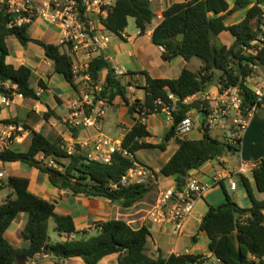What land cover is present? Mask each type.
<instances>
[{"label":"trees","instance_id":"trees-1","mask_svg":"<svg viewBox=\"0 0 264 264\" xmlns=\"http://www.w3.org/2000/svg\"><path fill=\"white\" fill-rule=\"evenodd\" d=\"M260 5H264V0H234L233 7L228 0H189L167 8L163 12L162 22L152 35L154 44L165 49L163 60L171 62L182 57L189 62L196 58L202 66L197 71L186 67L178 79L152 78L146 74V96L143 100L131 102L130 84L123 83L124 76L116 72L104 55H98L91 62L89 71L93 79L100 80L102 73L107 71L103 96H109L110 104L121 98L128 107L129 115L136 120L122 141L123 151L133 155V158L117 151L112 155L110 163L96 161L83 153L80 145L75 146V151L70 153L65 142L51 139L43 132L21 123L19 119H0L1 125L22 126L32 136V143L25 151L10 146L0 147V163H23L45 173L55 188L92 199L102 198L131 208L148 197L155 186L150 183L121 184L134 161L141 162L137 158L139 151L159 149L165 152L172 141L177 142V151L162 166L159 175L164 179L174 178L181 184L191 171L200 170L209 162L220 161L231 151L241 153V147L230 148L214 138L208 130L200 139L179 138L177 127L190 110L200 105L186 103L185 100L206 92L221 72L224 75L216 85H240L244 89L245 107L256 103L244 87L246 71L242 67L245 60L264 64V52L256 58H247L243 54L244 47L257 38L262 28ZM104 10L108 16L102 24L106 31L117 36L128 29L130 18L136 20L141 34L149 30L154 20L151 0H117L114 5L104 7ZM242 11H247L245 18L229 25V18ZM10 23V15L0 9V95L12 99L18 93L28 100H41V95L31 85L34 71L27 65L16 67L8 62L9 38H16L25 47L32 44L41 47L45 57L55 65V72L77 90L72 58L61 52V46L32 38V26L29 23L21 27H9ZM224 32H230L234 37L231 47L219 43L218 36ZM180 35H183L182 41H178ZM235 59L240 61L242 72L239 74H235L231 66ZM39 87L45 90L47 84L40 80ZM171 94L177 100L176 111L173 113L174 124L160 143L148 142L152 134L148 125L138 121L137 109L140 108V113H144L147 118L162 113L165 104L169 106L175 103L170 99ZM160 101L162 104H158ZM259 105L264 107L263 102ZM52 117L63 120L59 113L48 106L46 118L49 120ZM73 130L74 137L78 138L79 130ZM46 160L52 164L49 165ZM256 164L252 179L256 190L264 195V160ZM240 180L251 200L250 207H241L221 183L225 201L219 205H210L199 223L198 234L193 237V241L198 242L199 234L206 233L210 241L209 252L221 264H264V199H258L248 177L244 176ZM7 187L12 191L0 204V264H26L39 256L65 261L81 259L84 264H100L110 256H117L118 264H204L209 260L204 254L165 256L161 250L158 254H152L148 247L150 229L147 226L134 227L124 219L95 222V232L90 235L87 230H78L73 215L57 212L55 203L31 192L29 178L9 176L6 184L0 182V191ZM23 213H27L28 218L21 232V240L29 243L27 247H19L7 237L13 223ZM51 223L61 240L52 241Z\"/></svg>","mask_w":264,"mask_h":264},{"label":"built area","instance_id":"built-area-1","mask_svg":"<svg viewBox=\"0 0 264 264\" xmlns=\"http://www.w3.org/2000/svg\"><path fill=\"white\" fill-rule=\"evenodd\" d=\"M109 6L111 5L105 0H0V9L11 17L9 27H21L26 23L33 26L38 22H45L59 32L61 52L72 58L74 80L78 87L75 96L68 102L69 112L64 117L65 123L72 129L88 130L97 127L105 119L110 106L109 96L102 94L104 81L93 79L89 71L91 62L98 55H104L110 43V38L103 32L106 30L102 24L103 19L108 16L104 7ZM260 7L262 28L257 38L250 42L249 46L244 47L243 54L247 58H256L264 52V5ZM231 66L235 74L242 72L239 60L232 61ZM242 68L246 71L244 87L251 93L256 103L245 107L244 89L240 85L213 84L206 92L185 100L186 103L200 105L199 108L190 110L177 127L179 138L189 137L195 131L204 134L208 130L214 138L223 141L230 148L241 147L242 138L249 128L251 119L260 108L259 103H264V64L245 60ZM116 72L123 75L120 71ZM23 96L16 93L11 99L0 95V104L8 107L14 99H22ZM170 99L175 103L169 106L165 104L163 113L167 114L173 125L177 100L172 94ZM158 104H162V101ZM136 117L143 125H147L149 118L140 113V108L137 109ZM85 145L92 146L88 156L103 163H110L112 155L117 151L133 158V155L123 151L122 142L104 135L88 139ZM67 150L73 153L75 148L67 147ZM238 154L237 151H231L228 155ZM256 165L238 161L224 165L221 171L210 177V181H205L201 173L197 172L196 175L187 176L183 184L175 182L164 188L160 186L164 178L159 175L160 171L134 161L133 167L123 177L121 184L127 186L150 183L159 186L158 198L149 210L151 222L165 228L170 236L179 238L184 233V224L192 215L197 200H200L206 191L227 180L231 189L236 191L237 184L233 179L253 177ZM3 176L0 173V178ZM115 187L117 188V185ZM173 252H178L177 255L190 254L188 249ZM204 264L221 263L214 258L213 261L206 260Z\"/></svg>","mask_w":264,"mask_h":264},{"label":"crops","instance_id":"crops-1","mask_svg":"<svg viewBox=\"0 0 264 264\" xmlns=\"http://www.w3.org/2000/svg\"><path fill=\"white\" fill-rule=\"evenodd\" d=\"M189 0H151L152 2V11L154 14V17H157L158 22H155V18L153 20L152 26L149 28L148 31H146L144 34L140 33V29L134 33L130 34L127 32V30L123 31L121 33V36L114 35L108 31H103L105 35H107L110 38V43L108 44L107 49L103 53L104 56L111 62L113 67L116 69V71H120L123 73V83L124 84H130V80L133 79L138 82V84L141 85L142 89H140V93H134V89L131 87L129 90V97L133 101L140 99L143 100L146 96L145 93V86H146V74L151 76L152 78H169V79H178L182 73V71L188 67L191 61L187 62L184 60L182 57H177L173 61H164L162 58L164 50L160 46H157L154 44L152 40V35L153 31L155 28L162 22L163 20V12L169 8L172 4L175 3H181ZM229 1V0H228ZM231 6L233 7L234 5V0L229 1ZM108 4V3H107ZM114 5V4H113ZM247 11H242L238 12L232 17L229 18L228 24L233 25L236 23H239L242 21V19L245 18V14ZM47 24L48 27H52V25ZM34 25L31 27L33 28ZM54 32H57L55 28H53ZM32 38L35 39H41L44 40L48 43H52L50 40H45L43 38H37L32 36ZM59 39V38H58ZM219 43L231 47L232 44L234 43V37L230 32H224L223 34H220L218 36ZM9 41V40H8ZM7 41V43H8ZM21 44V43H20ZM53 44V43H52ZM60 41L58 44L59 45ZM9 46V43H8ZM17 45L15 48V52H11L10 46H9V51H10V56L8 58V62L12 63L16 67H20L21 65H27V67H30L34 73H33V78L35 75L38 73L42 74L48 70V73L46 78L43 77L42 75H37V89L34 88L35 90L38 91L41 95V100L38 101L39 103V109H47L51 108L52 110H55L59 114H68L69 108H68V102L69 98L74 97L76 94V89L74 86H72L62 75V77L65 79L64 86L62 88H54V83L52 82V77L53 74H57L55 72V65L48 60L43 52V49L39 46L36 45H30L29 47L27 46ZM35 54V56H39L42 58V61H33L32 55ZM54 66L49 68V66ZM202 66V63H199V68L200 69ZM50 71L53 73L51 75ZM107 76V75H106ZM105 77H101V80L104 81ZM43 80L47 84V89L43 90L42 88L39 87V81ZM52 90H55L56 93L53 95V101H54V106L51 107L49 103L42 99L44 96L48 94H52ZM24 98L20 99L23 100ZM32 101V100H29ZM30 106H32L31 102H29ZM0 107H4L2 104H0ZM43 107V108H42ZM39 110V111H40ZM163 113V112H162ZM158 114V113H157ZM164 116L161 117H154L156 116L153 115L149 117L147 127L150 133L152 134V138L148 139V142L158 144L155 142V136L158 134L159 130H164V134L168 132L170 127H172L171 122L169 121L167 114L163 113ZM1 119V118H0ZM136 123V120L131 117L128 113V107L124 104L123 100L121 98H117L112 104H110L108 110H107V115L105 119L102 121L101 124H99L95 128H91L88 130H83L84 135L88 136V139L92 137H96L98 135H104L108 138H111L113 140H118L119 142L123 141V138L125 134L131 129V127ZM124 127V128H123ZM82 134V135H83ZM264 107L258 108L255 114L253 115L249 128L245 132L243 138H242V143H241V153L238 155H235L233 157H236L238 161H244L246 163H257L259 160H264ZM161 135V134H160ZM83 137L84 142L83 146H86L85 144L87 143L88 139L86 137ZM190 138V135H189ZM202 138V137H201ZM191 140H195L190 138ZM200 139V138H199ZM174 142L172 141L171 145ZM170 146L168 148V151L170 149ZM175 146V145H174ZM89 150L91 149L92 146H87ZM178 146L176 147L175 151L171 153V155L168 158H164L160 155L157 154L156 159L153 157V161H141V163L146 164L151 166L152 168L160 171L162 166L166 164L170 158L174 155V153L177 151ZM159 150V149H158ZM165 151V152H168ZM161 152V151H160ZM162 152V153H165ZM140 151L137 153L139 154ZM228 156H225L220 159V161H215V164L212 162L207 163L204 167L200 169L202 178L205 181H210V177L216 174L217 172L222 170V167L224 166L223 163L229 162ZM154 163V164H153ZM157 167V168H155ZM39 171V170H38ZM14 176V175H12ZM26 178V177H25ZM253 177H249V179L252 182L253 185ZM48 181L50 182L49 178ZM169 184H166V183ZM176 180L174 178L171 179H162L160 182V186L162 187H169L172 184H174ZM224 185V182H223ZM53 188H55L53 185H51ZM254 186V185H253ZM158 191H159V186H157ZM218 187H220L222 190V186H216L214 188H210L204 196L200 199L197 200L195 204V209L190 216L189 220L187 223L184 224V231L185 233L179 237V238H170L168 241V244L165 245L166 248H161V246L156 244L155 240L152 239L153 242H151L152 247L154 249H157L158 251H150L152 254H158L161 250L162 253L165 256H169L171 254H177L178 252H173V250L176 248L178 250H184L188 249L190 251V254H204L206 255L210 261L214 260V257L211 255L209 252V237L206 233H200L198 236V242L193 241V237H195L198 234V227L199 223H201L203 217L206 215L208 212L210 205H218L220 201H222V192L218 190ZM55 190L63 191H69V190H60L58 188H55ZM157 192H152L149 194L147 198H149L147 203L145 202L146 199H144L142 202L137 203L131 208H127L126 216H124V220L128 222L130 225L134 227H141V226H147L150 229V232L152 233L153 229L157 226L153 224L151 221V218L149 216V210L151 206L155 203L156 198L153 199L155 196L154 194ZM224 193V191H223ZM36 194V193H35ZM159 194V193H158ZM157 194V198H158ZM38 195V194H36ZM225 195V194H224ZM263 195V194H261ZM40 196V195H39ZM42 197V196H41ZM45 198V197H43ZM235 199V198H234ZM237 199V198H236ZM235 201L239 204V200L237 199ZM264 199V195L263 198ZM45 200H47L45 198ZM50 201V200H48ZM54 203V202H53ZM147 205L148 207H142V208H137L138 206H143ZM250 205L247 207L249 208ZM58 210V208H57ZM58 212V211H57ZM61 214H68V215H73L71 212H59ZM74 216V215H73ZM126 218V219H125ZM76 224L78 223V220L75 218ZM192 225H195V232H189L188 228L191 227ZM13 226V225H12ZM25 224L23 225V227ZM78 227V225H77ZM12 229V227H11ZM11 229L8 231V233L11 231ZM23 229V228H22ZM21 229V232H22ZM78 230L80 228L78 227ZM157 230H159L163 236L169 237L168 233L165 231V228H162L160 226H157ZM7 233V237H8ZM152 236V234H151ZM206 238H208L206 240ZM9 239V237H8ZM185 239H187V242L193 245V247L187 248L183 245L185 244ZM10 240V239H9ZM11 241V240H10ZM18 241L20 243H24L21 240V235L20 238H18ZM204 241V243H203ZM13 243V242H12ZM21 245V244H20ZM183 245V246H182ZM46 259L49 258L48 256H39L36 259L30 261L29 263L32 264H37L40 259ZM116 260V264H118V257L117 256H110L103 261H101L100 264H105L107 261L111 259ZM47 262L40 263V264H54L50 260H46ZM62 262L66 263L65 260L59 261L61 264ZM83 262V261H82ZM27 263V264H29Z\"/></svg>","mask_w":264,"mask_h":264},{"label":"rangeland","instance_id":"rangeland-1","mask_svg":"<svg viewBox=\"0 0 264 264\" xmlns=\"http://www.w3.org/2000/svg\"><path fill=\"white\" fill-rule=\"evenodd\" d=\"M116 1L117 0H105V2L110 5L115 4ZM154 18H155V22H158L157 17L155 16ZM137 30L138 28H137L136 20L134 18H130L127 32L130 34H134ZM30 34L37 38L40 37L45 40H50L52 41L53 44H58L59 42V39H58L59 32L58 31L54 32L52 27H48L47 24L45 25V22H38L36 25H34V27L31 28L30 30ZM8 40H9L8 43L10 46V50L13 53L15 52L16 46L21 45V44L16 38H9ZM32 59L33 61H38V62L42 61V58L39 57L38 55L35 56V54L32 55ZM200 62L201 61L199 59L193 58V61H191V63L189 64V68L193 69L194 71L199 70L197 68H199ZM51 67H54V66L50 65L49 68ZM46 73H48V70L44 72L43 75L41 73L40 74L38 73L37 75H42L43 77L46 78L47 76ZM50 73L51 75L53 74L51 71ZM37 75H35L31 81L32 87L36 89H37V79H38ZM106 75H107V71H104L101 77H105ZM52 82L54 83L53 84L54 88H62V86H64V83L66 81L61 75L53 74ZM131 87L135 90L134 93L136 94L140 93L139 91L140 89H142L141 85L138 84V82L133 79L130 80V85L128 87L129 90ZM52 91L53 92L51 95L48 94L42 98L46 100L51 107L54 106L53 95L54 93H56L55 90H52ZM71 98H69V100ZM137 100H140V99H137ZM135 101L131 100V102H135ZM29 102H31L32 106L29 105L30 104ZM37 102L38 101H34V100L29 101L26 98H24L23 100H20V98L14 99V102L10 106L8 107L4 106L3 108L0 107L1 121L19 119L21 123L29 126L30 128L36 131L43 132L49 138L65 142L67 147L75 148V146L80 145V148L83 153H86L87 155L90 154L91 149L89 150V148L87 146H83V143H82L84 142V139H83V137L85 136L83 134L84 131L79 130V137L75 138L74 130L69 124L65 123L64 117L67 116V113L66 114L64 113L62 115L60 114L63 117L62 121H59L54 117L48 120L46 118L48 107L47 109L42 107L43 109L40 110L39 103ZM161 116H164V114L158 113L154 117H161ZM199 122H201L200 118H199ZM15 135L17 137L13 140ZM164 135H165L164 130L163 129L159 130L158 134L155 136L154 141L157 143H160ZM85 137L88 139L87 135ZM201 137H203V132L201 131H195L190 135V138L192 139H199ZM31 143H32L31 133L30 131L24 129V127L6 126V125L0 124V147L3 148L5 146H10L18 150L25 151ZM173 144L175 146L171 145L169 151L165 153L160 152V150L158 149L144 150V151L141 150L140 153L137 154V158L141 161H150V160L153 161L152 158L154 157L156 159L157 154L164 158H168L178 146L177 142H174ZM228 160H229L228 163L225 162L223 164L230 165L232 163L238 162L237 158L233 156H228ZM46 162L49 165L52 164V162H50L49 160L48 161L46 160ZM213 163L215 164V162ZM197 172H200V170L191 171L190 175H196ZM0 173L4 175L3 178H0V182L4 184L7 183L8 177L12 175H18V176L29 178L31 181V192L36 193L42 197H45L47 200H50L51 202H54L58 208L57 210L58 212L73 213L75 218L78 220L77 225L80 228V230H87L90 235H93L95 232L94 230L95 222L105 221V220L112 219V218L124 219V216L127 215L126 214L127 208H125L121 203H116V202L113 203V202H110L109 200H105L102 198L92 199L84 195H74L70 193L69 191H65L63 193V191L55 190V188L51 186L52 184L48 181V176H46L45 173L38 171L36 169H33L29 166L23 165V163H9V164L0 163ZM233 180L237 184L236 191L235 190L233 191L231 189L228 180L224 182V188L226 189V191L232 198H235V199L237 198L240 201L239 205L241 207L247 208L251 202L250 198L248 197L247 191L245 187L243 186L240 178H234ZM166 184H169V183L167 182ZM253 185L255 188L254 182H253ZM157 188H158L157 186H154L152 188V192H157L154 194L155 196L153 197V199L157 198V194L159 193ZM218 190L222 192L223 199L219 203L221 204L225 201V195L223 193V190L220 187H218ZM11 191L12 189L10 187H7L5 190L0 191V204L11 193ZM256 195L258 199L260 200L263 198V195L259 194L257 190H256ZM149 198L147 199L145 198L146 203L148 202L147 200ZM142 207L147 208L148 206L143 205L140 207L138 206L137 208H142ZM27 218H28L27 213H23L19 215L16 221L13 223L11 231L8 233V237L11 240V242H13L15 245H18L19 247H27L29 244L28 242L23 241L24 243H20L18 241V238H20V235H21V229L24 228L23 225L26 223ZM194 228H195V225H192L191 227H189L188 228L189 232H192V231L195 232ZM50 234L53 239L52 240L53 242L61 240L59 233L55 231L54 229L53 223H51L50 225ZM151 234L152 236L150 237V244L148 245L150 251H158L157 249H154L152 247L153 245L151 244V242H153L152 239H154L156 244L157 245L159 244L161 248H166L165 245L168 244L169 239L175 238L170 235H168L169 237L163 236L162 233L159 230H157V226L153 229ZM207 239L208 238H206V240ZM185 241H186L185 244L183 243L185 247L187 248L193 247L192 244L187 242V239H185ZM174 251H178V249L175 248ZM46 260L48 261L50 260L54 264H60L59 261H61V260H54L51 258H46V259L41 258L37 264L47 262ZM65 262L66 263L62 262L61 264H84L81 259L67 260ZM29 264H32V263H29ZM105 264H116V260L112 258L111 260L107 261Z\"/></svg>","mask_w":264,"mask_h":264},{"label":"water","instance_id":"water-1","mask_svg":"<svg viewBox=\"0 0 264 264\" xmlns=\"http://www.w3.org/2000/svg\"><path fill=\"white\" fill-rule=\"evenodd\" d=\"M183 40V35H180L178 37V41H182ZM224 75V72H221L220 75L218 77L215 78V80L213 82H211V84H215L216 82H219L222 78V76Z\"/></svg>","mask_w":264,"mask_h":264}]
</instances>
